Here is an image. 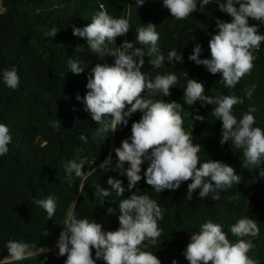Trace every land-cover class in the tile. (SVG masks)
<instances>
[{
  "label": "trees",
  "instance_id": "obj_1",
  "mask_svg": "<svg viewBox=\"0 0 264 264\" xmlns=\"http://www.w3.org/2000/svg\"><path fill=\"white\" fill-rule=\"evenodd\" d=\"M224 2L219 0L201 9L197 0L196 12L185 20H176L163 6V0H145L140 7L137 0H0V123L8 126L12 137L8 153L0 156L1 262L9 259L6 245L13 240L36 247L31 249L33 255L12 264H64L66 256L57 255V242L68 215L75 212L78 218L96 220L105 231H115L119 228V202L139 189L138 194L148 195L163 210L164 218L159 221L162 234L157 245H141L142 251L152 252L161 264H173V261L189 264L183 254L186 246L191 235L198 233L208 221L220 224L233 243L250 240L255 247L248 255L258 264H264V177L259 174L264 170V158L258 167L245 168L243 150L236 149L231 140L220 143L222 121L212 115L215 105L202 106L197 101L189 106L183 97L189 78L202 82L208 96L236 95L243 103L234 106L233 115L239 120L254 107V127L264 130V42L254 53L257 58L253 69L235 88H226L220 81V73L213 75L203 65L198 66L188 59L195 44L202 46L201 59L210 58L209 40L218 31L216 20H232L219 9V3ZM101 4L113 18L130 20L131 28L125 36L117 37V47L125 40L135 42L138 27L156 25L157 46L165 61L160 68H154L149 59L155 56L146 55L141 71L152 79L157 74L174 73L178 83L170 89V96L158 93L149 98L182 104L183 128L192 134L193 143L201 146L200 162L221 161L241 176L239 184L220 192L219 200L212 199L213 193L200 198L199 189L191 200L187 199L191 180L184 182L179 190L157 192L144 177L150 164L148 160L141 165V181L132 192L128 191L126 176L115 169L114 149L130 137L131 125L139 121L142 113H134L127 126H118L103 139L105 134L97 135L95 131L99 125L76 99L78 94L81 97L86 94V84L96 64L114 63V57L101 59L90 51L85 39L72 34L73 25L84 27L91 23L92 17L101 10ZM249 24L258 25L259 33L264 35V22L249 18ZM53 27L57 29L56 36L46 35ZM78 46L84 51L77 52ZM135 47L147 52V46L135 43ZM173 49L182 56L181 61L167 60ZM70 59L79 60L84 72L71 73ZM13 67L20 77L16 90L8 88L2 79L3 71ZM249 90H252L251 97L247 95ZM196 115L203 116L204 120H195ZM81 135L87 140H81ZM109 155L112 167L100 169L99 165ZM72 160L84 162L83 170L91 172L86 180L67 172ZM109 177L123 181V196L115 191L108 197L95 194L98 186L111 188L107 183ZM48 196L57 201V210L51 219L37 203ZM107 207L116 208V214L108 215ZM245 217L258 224L257 237H238L231 233V226ZM45 230L46 236L43 235ZM39 247L49 251L35 254ZM96 264H104V261L98 260Z\"/></svg>",
  "mask_w": 264,
  "mask_h": 264
},
{
  "label": "clouds",
  "instance_id": "obj_2",
  "mask_svg": "<svg viewBox=\"0 0 264 264\" xmlns=\"http://www.w3.org/2000/svg\"><path fill=\"white\" fill-rule=\"evenodd\" d=\"M219 0H199V6H205ZM145 0H137L142 6ZM239 5L236 7L235 5ZM171 17L185 20L197 11V0H163ZM100 11L92 17L91 23L84 27L73 25L72 34L86 40L90 51L101 59L114 57V63L96 64L92 75L88 78L86 94L76 96L77 101L84 105V111L99 127L97 135L105 139L106 134L115 132L120 125L127 126L129 119L136 112L142 116L138 122L131 125V135L115 148L117 157L115 169L120 175L126 176L128 191L132 192L141 181V165L145 160L150 161L144 173L146 183L157 192L164 190H179L184 182L188 184L186 198L191 200L192 194L199 189L200 198H206L213 193L212 199L219 200L220 192L227 190L233 184H239L241 176L226 163L208 160L201 163L199 153L201 146L194 144L192 134L183 128L184 120L180 114L183 105L175 101H153L152 96L162 94L170 96V89L178 83L174 73L157 74L154 79L141 71L145 56L154 68H160L165 57L159 54V33L156 25L149 23L137 28L135 42L123 41L116 46L117 37L125 36L130 28L129 18H113L101 4ZM219 9L227 13L231 22L216 20L217 33L209 40L210 58L201 59L202 46L195 44L189 60L196 65H203L211 74H221L220 81L226 88H235L240 80L251 72L254 67L257 52L264 35L258 31V25H250L249 18L264 22V0H225L219 3ZM130 17V13H129ZM57 29L53 27L46 35L55 37ZM135 43L147 46V52ZM77 52H83L78 46ZM183 58L175 49L168 53L167 60L176 62ZM71 73L79 75L84 72L77 59L69 60ZM3 83L10 89L16 90L20 85V77L13 67L2 73ZM147 96H144V93ZM251 97L252 90L247 92ZM184 103L192 106L197 101L201 105H215L212 115L222 121L221 145L229 140L234 147L243 150L244 167L259 166L264 158V130L254 127L256 109L250 107L238 120L233 115L235 105L243 103L236 95H220L211 97L205 94L202 82L188 79L184 89ZM107 118V119H106ZM195 120L203 121L204 117L196 115ZM81 140L87 137L81 135ZM12 137L9 128L0 123V156L8 153V145ZM128 165L125 168V165ZM100 169L109 170L112 167V156L109 155L100 165ZM84 162L69 161L67 172L75 173L76 177L87 179L91 172H85ZM264 177V170L260 171ZM110 189L98 186L96 195L108 197L111 191L123 196L125 188L123 181L109 177ZM139 189L119 202V228L115 231H105L102 224L87 218H78L75 212L68 215L61 231L57 247L58 256H66L64 264H96L103 260L104 264H161L156 255L142 251L145 247L156 246L162 229L159 221L164 218L163 210L157 202L148 195L138 194ZM46 210L51 219L57 210V201L53 196L37 201ZM108 215H115L116 208L107 207ZM231 233L238 237H257L260 233L258 224L250 218H241L231 226ZM45 230L43 235H47ZM9 259L0 264H12L14 261L27 259L34 253L36 246L23 241L9 240L7 242ZM255 247L250 240L240 239L231 242L227 233L218 223H204L198 233L190 237L184 251L189 264H258L248 253ZM93 249L95 258H93ZM49 249L39 247L35 254L45 253ZM173 264H176L173 261Z\"/></svg>",
  "mask_w": 264,
  "mask_h": 264
},
{
  "label": "rangeland",
  "instance_id": "obj_3",
  "mask_svg": "<svg viewBox=\"0 0 264 264\" xmlns=\"http://www.w3.org/2000/svg\"><path fill=\"white\" fill-rule=\"evenodd\" d=\"M2 12V9H1V7H0V13ZM1 262V261H0Z\"/></svg>",
  "mask_w": 264,
  "mask_h": 264
}]
</instances>
